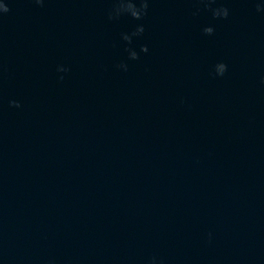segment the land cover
Returning a JSON list of instances; mask_svg holds the SVG:
<instances>
[{
	"label": "water",
	"instance_id": "water-1",
	"mask_svg": "<svg viewBox=\"0 0 264 264\" xmlns=\"http://www.w3.org/2000/svg\"><path fill=\"white\" fill-rule=\"evenodd\" d=\"M0 264H264V0H0Z\"/></svg>",
	"mask_w": 264,
	"mask_h": 264
}]
</instances>
